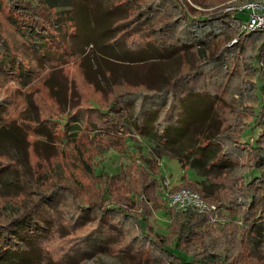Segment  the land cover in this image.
Here are the masks:
<instances>
[{
    "label": "rangeland",
    "instance_id": "374dc122",
    "mask_svg": "<svg viewBox=\"0 0 264 264\" xmlns=\"http://www.w3.org/2000/svg\"><path fill=\"white\" fill-rule=\"evenodd\" d=\"M26 1L31 6L43 2V5L40 4L42 10L38 12L44 21V4L54 17L56 12H63L61 24L66 26L69 33L72 32L67 17L80 0ZM109 1L114 6L126 0ZM230 1L223 0L213 6L225 7ZM213 6L207 10H212ZM89 12L88 24L97 28L96 36L89 41L92 45L81 39L82 34L79 32L74 37L68 35L70 48L76 55L56 53L48 59L52 61L44 64L38 60L40 64L35 67L34 58L38 57L31 55L27 43L16 34L11 24L13 14L9 11L8 1L0 0V44L2 42L12 47L22 60L21 68H32L34 73L31 79L22 82L12 76L4 78L0 75V96L6 102V119L22 127L25 133L24 137L22 128L18 130L14 127L0 131V166L8 165V169L0 173V222L5 223L15 217L20 212L19 208L35 197L33 190H44V199L49 197L46 194L55 197L46 206V214L53 224L41 246L43 257L36 264H151L146 259L123 251L117 253V248L110 253L80 259L81 252L89 248L88 239L81 242V236H86L89 226L96 225L97 213L94 208L98 207L93 205L91 209L84 210L81 206L100 202L106 208L105 213L110 210L107 205L115 207L111 210V213H115L120 203L126 206L125 203L130 199L134 200V206L141 196L138 188L142 182H147L146 173H149V177L157 182L156 196L160 202V209L142 203L150 210L149 230L153 236L167 238L168 242V236H172V229H167L169 207L164 187L173 189L186 182H196L206 193H212L216 188L219 198L215 200L219 203H213L217 207L210 216L209 222L213 224L205 223L196 227L197 235L184 241L188 242L184 248L196 252L210 242L209 249L223 251L227 264H264V220L251 229L252 223L244 224L241 221V205L230 203L232 209L221 206L223 200H245V195L241 193V176L253 158L248 152L246 141L257 139L259 146L264 149V114L260 121V134L247 130L241 135L255 107L251 88L256 69L252 64L256 63L264 71V52H260L259 61L255 62L254 59L264 33L242 43V49L233 55L231 61L234 66L232 70L235 68L233 82L227 92L222 90L217 94V105L224 109L221 121L225 141L221 147L226 145L230 148L229 157L235 169L229 179L216 181L214 188L208 184L207 177L223 173L231 165L210 167L208 163L195 161L192 154L184 155L185 146L195 144L194 141L185 143L188 136L177 142L160 144L138 134L134 127L128 125L127 119L124 122V125L129 126L127 138L123 127L119 128L122 130L120 133L106 130L105 124L95 115L97 109L106 111L113 95L124 90L123 86H118L122 80L135 84L146 83L161 89L167 79L179 72L183 63H189L191 69H196L204 61V56L186 52L182 59L178 54L169 55L167 51L159 54L149 49L146 52L149 55H142L145 59L138 57L129 60L123 53L124 46L108 45L114 35L107 27L108 20L121 17L123 12L108 13L94 0L89 4ZM235 16L242 20L246 18L245 13H236ZM94 20L97 23L93 24ZM237 31L241 33L239 29ZM234 42L236 39L226 43L229 46ZM84 72L104 90H110L113 84L118 85L106 93L98 92L87 82ZM50 87L57 88L60 104L52 95ZM216 87L214 85L209 90L212 95L217 92ZM194 122L212 133L218 128L211 110L202 113ZM189 136L191 138V134ZM97 173L109 176V184L105 186L96 177ZM211 182L214 183V179ZM28 188H32L31 191ZM105 188L108 191L102 196ZM143 200L148 201L147 196ZM134 207L135 210L140 208L137 205ZM251 214L248 213L249 219ZM115 226L120 230L118 227L122 224ZM122 242H119V246H124ZM164 264L173 263L167 260Z\"/></svg>",
    "mask_w": 264,
    "mask_h": 264
},
{
    "label": "trees",
    "instance_id": "16d2710c",
    "mask_svg": "<svg viewBox=\"0 0 264 264\" xmlns=\"http://www.w3.org/2000/svg\"><path fill=\"white\" fill-rule=\"evenodd\" d=\"M7 1L9 11L13 14L11 24L16 34L27 43L31 55L38 57L34 58L35 67L40 64L38 60L44 64L52 61L48 59L56 53L67 52L76 55L70 48L71 43L68 35L74 37L79 32L82 34L80 38L85 39L89 46L92 45L89 41L96 36L97 28L88 24L91 0H80L69 13L67 18L70 22L68 26L72 29L71 33L67 31L66 26L61 24L63 12H56L54 17L44 4V18L46 19L44 21L38 12L42 10L43 6L40 4L43 5V2H37L31 6L26 0ZM134 1L117 2V5L113 6L109 0H94L108 13L123 12L121 17L108 20L107 27L114 34L108 41L109 47L124 46L123 53L129 60L138 57L143 60L145 56L142 55L149 49H153V52L159 54L164 51L169 52V55L178 54L182 59L186 52H190L197 56H204V61L200 62L196 69H191L189 63H183L179 72L167 79L161 89L153 88L146 83L135 84L127 80H122L118 83L119 85L113 84L110 90L117 85L123 86L124 90L113 95L106 111L97 109L95 115L105 124L106 130L120 133L122 130L119 128H124V131L128 133H126L127 138L129 126L134 127L138 134L160 144L177 142L188 136L185 143L194 141L195 144L185 146L184 155L192 154L195 161L208 163L210 167L221 168L231 165L227 171L207 177L208 184L215 188L216 181L229 179L231 172L235 169L234 162L229 157L231 155L230 148L226 145L221 147L225 141L222 135L224 132L222 130L223 121H221L224 109L217 105V94H220L222 90L227 92V88L233 82L235 69L232 70L234 67L231 62L234 58L233 55L240 48L242 49L243 42L263 34L264 31L238 33V23L242 19L236 17L235 14H246V12H228L224 10L225 7L221 6L214 8V4H219L223 0ZM194 6L206 10H199ZM212 6V10H207ZM95 22L96 20L93 21V24ZM140 32H142L141 35H139ZM261 37V43L254 57L255 62L259 61L260 52H264V34ZM234 39L236 42L228 46L226 42ZM210 50L211 53H208ZM21 63L22 60L14 49L1 42L0 75H3L4 78L12 76L13 79H19L21 82L31 79L34 76L32 68L22 69ZM252 67L256 69V78L253 80L251 88V97L255 107L251 112V120L246 123L241 135L247 130L260 134L262 129L260 121L264 114V71L256 63L252 64ZM84 75L87 82L96 91L102 93L110 91L100 88L96 82L87 77V73L84 72ZM214 85L217 86L215 88L217 92L212 95L213 93L209 90ZM50 90L59 103L60 96L57 88L50 87ZM6 109V102L0 96V131L5 130L6 127L21 129L22 127L15 122H9L6 119ZM210 110L218 122L215 133L203 130L194 122L202 113H208ZM127 119H129V126L124 125ZM196 130L199 131L196 132ZM23 134L25 137L24 132ZM246 145H248V152L253 158L251 165L241 176L243 182L241 193L242 196L245 195V200L243 202L223 200L221 206L232 209L230 203L241 205L243 209V214L240 216L241 221L244 224L252 223L251 229H254L256 223L264 220V149L259 146L257 139L246 141ZM5 166L7 168L0 166V173L4 169H8V165ZM151 169L154 171V166ZM96 177L105 186L111 179L105 173H97ZM146 179L147 182H142L138 188L141 196L135 202V205L140 207L137 210H135V205L132 206L134 200L131 199L125 203L126 206H122L123 203H120L117 208L118 212L115 213H111L112 208L115 207L108 205L107 209L110 210L105 213L106 208L101 206L100 202L81 206L84 210L91 209L93 205L98 207L94 208L97 213L96 225L89 226L86 236L84 234L81 236V242L88 239L89 248L81 252L80 259L100 253H110L117 248L115 250L117 253L123 251L129 255L146 259L151 264H164L167 260L173 264H227L223 251L209 249L210 242L204 244L202 250L196 252H190L184 248L185 244H188L184 241L197 235L196 227L205 223L213 224L209 222L212 213H198L191 209L176 211L168 208L169 225L167 229H172V236L171 234V237L168 236L170 242L167 238L153 236L150 233L149 218L151 213L148 208L142 206V203L153 207L157 206V209H160V202L156 196L157 182L149 177V173H146ZM213 179L214 183L211 182ZM223 186L225 187V185ZM181 188L195 191L209 202L219 203L218 200H215L219 198V191L217 192L216 188L212 193H206L197 186L196 182H186L173 189ZM28 189L31 191L32 188ZM106 190L108 191L106 188L105 191L103 190L102 196L105 195ZM32 193L35 197L29 203L23 204L15 217L5 223L0 222V264H36L37 260L41 261L43 257L41 246L52 228L51 224H53L48 213L46 214V206L51 204L55 197L52 194H46L49 197L44 199V190L39 189L33 190ZM131 193L137 197L134 192ZM145 196L148 201L143 200L144 202H142V198ZM251 212L252 216L249 219L248 213ZM119 223L122 226L118 227L120 230H117L115 225ZM120 240L123 241L124 246H119Z\"/></svg>",
    "mask_w": 264,
    "mask_h": 264
},
{
    "label": "built area",
    "instance_id": "2783aa9c",
    "mask_svg": "<svg viewBox=\"0 0 264 264\" xmlns=\"http://www.w3.org/2000/svg\"><path fill=\"white\" fill-rule=\"evenodd\" d=\"M224 10L246 12V18L238 23L240 32L264 31V0H232L225 5ZM164 189L168 207L176 211L191 209L198 213H213L217 208L215 204L188 188Z\"/></svg>",
    "mask_w": 264,
    "mask_h": 264
}]
</instances>
